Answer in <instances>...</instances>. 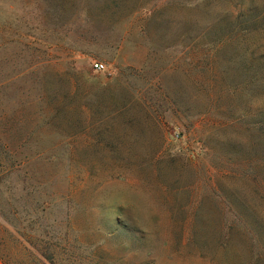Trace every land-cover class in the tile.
I'll use <instances>...</instances> for the list:
<instances>
[{
  "label": "rangeland",
  "instance_id": "rangeland-1",
  "mask_svg": "<svg viewBox=\"0 0 264 264\" xmlns=\"http://www.w3.org/2000/svg\"><path fill=\"white\" fill-rule=\"evenodd\" d=\"M0 264H264V0H0Z\"/></svg>",
  "mask_w": 264,
  "mask_h": 264
},
{
  "label": "built area",
  "instance_id": "built-area-1",
  "mask_svg": "<svg viewBox=\"0 0 264 264\" xmlns=\"http://www.w3.org/2000/svg\"><path fill=\"white\" fill-rule=\"evenodd\" d=\"M94 69L97 70V71H101L103 69V65L101 64H98V63H95L93 65Z\"/></svg>",
  "mask_w": 264,
  "mask_h": 264
}]
</instances>
